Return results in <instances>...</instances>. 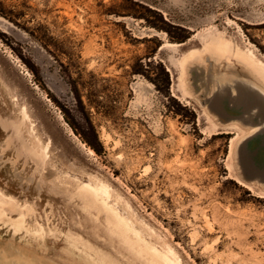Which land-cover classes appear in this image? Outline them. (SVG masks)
I'll list each match as a JSON object with an SVG mask.
<instances>
[{
	"label": "rangeland",
	"instance_id": "obj_1",
	"mask_svg": "<svg viewBox=\"0 0 264 264\" xmlns=\"http://www.w3.org/2000/svg\"><path fill=\"white\" fill-rule=\"evenodd\" d=\"M210 42L264 70V0H0V264H264V118L212 106L264 83Z\"/></svg>",
	"mask_w": 264,
	"mask_h": 264
},
{
	"label": "bare ground",
	"instance_id": "obj_2",
	"mask_svg": "<svg viewBox=\"0 0 264 264\" xmlns=\"http://www.w3.org/2000/svg\"><path fill=\"white\" fill-rule=\"evenodd\" d=\"M173 45H177L178 46V45H181V44L180 43H175ZM206 46H212V47H214V49L218 50L219 54L221 56H224L227 59V62L230 65L233 64V62L230 60V56L231 55L241 59L247 65H249V66H251L253 68V70L263 80V83H264V70L259 66V65H262V63L258 59L256 60L254 58V56L247 54L246 52L242 51L239 48H235V51H234L233 50L234 48H232V47H230V46H228L226 44H222V43H218V42H210V43H207ZM185 62H186V60H185ZM243 82L245 84H247L249 86V88H251V90H253V92L254 91L255 92L252 93V92L246 91L245 90L246 88H244L242 85H240V83H234V85L231 87V89H232L231 93L228 90L222 89V95L220 97L214 99L213 102H212L213 108L215 109V111L218 113V115L220 117H226L229 114H236L237 111H238L237 110V105H240L241 109L243 110V112H245V113L248 112V111L251 112L249 114L246 113L245 115L252 116V114H256V116H261L262 118H264V89H262L261 87L255 85V84H253L251 82H247V81H243ZM226 100H230V101L233 102L232 108L229 111L226 110V108H225V101ZM262 128H264V122H261L260 124L256 125L254 128H252V130H249V132H250L249 134L241 135L240 140L245 139L246 137L252 135L253 133H255L256 131H258V130H260ZM37 153L38 152L35 151V154H37ZM98 194H99V196H98ZM98 194H97V196L99 197L98 199H101L100 193H98ZM101 202H103V201H101ZM106 204H107V202H106ZM106 204L104 203L105 206H106ZM109 206L110 205H108L107 207H109ZM18 227H21V226H18ZM131 229H133V228H131Z\"/></svg>",
	"mask_w": 264,
	"mask_h": 264
},
{
	"label": "trees",
	"instance_id": "obj_3",
	"mask_svg": "<svg viewBox=\"0 0 264 264\" xmlns=\"http://www.w3.org/2000/svg\"><path fill=\"white\" fill-rule=\"evenodd\" d=\"M145 20H146V19H145ZM185 38H186V37L181 38L180 41H183Z\"/></svg>",
	"mask_w": 264,
	"mask_h": 264
}]
</instances>
